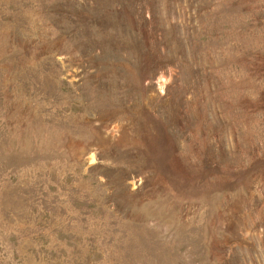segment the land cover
Returning <instances> with one entry per match:
<instances>
[{
    "label": "rangeland",
    "instance_id": "rangeland-1",
    "mask_svg": "<svg viewBox=\"0 0 264 264\" xmlns=\"http://www.w3.org/2000/svg\"><path fill=\"white\" fill-rule=\"evenodd\" d=\"M0 264H264V0H0Z\"/></svg>",
    "mask_w": 264,
    "mask_h": 264
}]
</instances>
